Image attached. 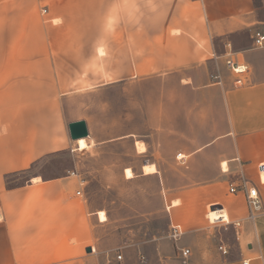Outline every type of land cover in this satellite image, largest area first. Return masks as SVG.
Returning <instances> with one entry per match:
<instances>
[{
    "label": "crops",
    "instance_id": "crops-1",
    "mask_svg": "<svg viewBox=\"0 0 264 264\" xmlns=\"http://www.w3.org/2000/svg\"><path fill=\"white\" fill-rule=\"evenodd\" d=\"M258 32L264 35V0L260 8L254 0H0V264L91 262L84 242L96 214L76 197L83 179L71 170L48 179L29 173L50 156L77 151L72 122L86 121L89 144L132 137L119 134L118 105L136 87L146 90L141 153L177 154L188 168L216 172L170 196L172 227L186 231L177 242H159L158 255L183 264L188 248L187 264H264V210L250 220L245 195L229 192L248 179L264 205ZM241 33L249 44L231 38ZM231 52L251 68L243 86L226 67ZM217 68L221 84L211 80ZM24 172L25 185L9 189L7 178ZM190 197L189 223L182 208ZM206 202L223 205L206 215L220 226L201 224ZM239 220L238 230L224 227Z\"/></svg>",
    "mask_w": 264,
    "mask_h": 264
},
{
    "label": "rangeland",
    "instance_id": "rangeland-1",
    "mask_svg": "<svg viewBox=\"0 0 264 264\" xmlns=\"http://www.w3.org/2000/svg\"><path fill=\"white\" fill-rule=\"evenodd\" d=\"M260 2L262 6V0ZM126 94L130 102H119L118 105L119 134H130L132 137L118 138L108 145L106 140L103 143H88L90 148L86 151H79L76 147L77 151L55 154L42 160L29 175L39 174L48 179L71 170L85 181L86 210L87 214H96V220L92 222L96 229L84 243L97 249V254L87 253L91 258L87 264H172L157 252L159 242L173 243L168 209L170 196L210 181L216 172L205 169V164H197L204 167L202 170L188 168L177 159V154L162 157L157 151L154 153L157 160L151 153L142 154L140 147L146 146V90L136 87ZM146 163H154L158 173L145 175L143 166ZM127 168L134 172L133 179L126 178ZM188 199L189 205L182 208V214H186L190 223L194 222L189 217L194 205L192 197ZM218 208L224 207L221 203H204L201 224L220 226L210 225L206 217L210 209ZM101 211L106 215L105 222L99 219ZM183 230L186 231L185 227ZM229 239L234 242L231 236ZM76 243L73 238L72 245ZM118 251L125 256L123 263L116 262Z\"/></svg>",
    "mask_w": 264,
    "mask_h": 264
},
{
    "label": "built area",
    "instance_id": "built-area-1",
    "mask_svg": "<svg viewBox=\"0 0 264 264\" xmlns=\"http://www.w3.org/2000/svg\"><path fill=\"white\" fill-rule=\"evenodd\" d=\"M46 12V11H44ZM255 46L256 48H264V35L258 32L256 34V39H255ZM226 67L228 70L234 75L236 78V84L238 86H243L248 82V78L250 77L251 74V68L248 64L239 62L236 58L233 57V53L231 52L228 54L226 60H225ZM211 80L214 83L221 84L222 83V74L219 68L215 70L213 74H211ZM181 155H179L180 157ZM76 172H71L68 171L69 176H74L76 175ZM81 189L77 191L76 197L80 199H84V190L83 188L85 187V181H81L80 185ZM229 192L232 195H237L238 193H243L245 195L246 203L248 206V218L252 221L256 219V217L263 212L264 210V205L262 201V197L260 195V192L258 188L248 179H243L239 184H231L229 188ZM233 226L235 230H238L242 226V222L236 221L232 222L229 224H224L225 228H228L229 226ZM183 230L180 226H173L172 227V239L174 241H179L181 237L183 236ZM93 249V248H92ZM122 249V248H121ZM220 251L224 254L227 255L229 254V251L226 247L221 246ZM94 254L96 252L92 251ZM191 255V250L188 248L182 249L181 250V259L183 261V264L188 263V259L190 258ZM143 258V257H142ZM125 260V256L118 251V255L116 257V262L118 263H123ZM145 260V258H143ZM245 264H248V261L245 262Z\"/></svg>",
    "mask_w": 264,
    "mask_h": 264
},
{
    "label": "bare ground",
    "instance_id": "bare-ground-1",
    "mask_svg": "<svg viewBox=\"0 0 264 264\" xmlns=\"http://www.w3.org/2000/svg\"><path fill=\"white\" fill-rule=\"evenodd\" d=\"M77 146H78V150L79 151H86V150H88L90 148L87 139L79 140L77 142ZM144 151H145V146L141 145L140 152H144ZM143 172H144L145 175H149V174H154L157 171H156V167L154 165H150L149 164V165L144 166ZM125 176H126L127 179H133L135 177L134 176V172L130 168L125 169ZM98 216H99V219H100L101 222H105L107 220L106 215H105V213L103 211L99 212ZM93 249L95 251V248H93Z\"/></svg>",
    "mask_w": 264,
    "mask_h": 264
},
{
    "label": "trees",
    "instance_id": "trees-1",
    "mask_svg": "<svg viewBox=\"0 0 264 264\" xmlns=\"http://www.w3.org/2000/svg\"><path fill=\"white\" fill-rule=\"evenodd\" d=\"M254 4H255L256 8L261 7L260 0H254ZM236 37L239 38L240 45H247L250 43V41L248 40V34L247 33H241L239 35L231 36L232 39H234ZM20 175H21V179L19 177H16L15 179H11L9 177L7 178V184H8L9 189L24 186L25 183L29 180V178L27 177L25 172L20 174ZM52 178H54V177H52ZM43 179H46V178H43Z\"/></svg>",
    "mask_w": 264,
    "mask_h": 264
},
{
    "label": "water",
    "instance_id": "water-1",
    "mask_svg": "<svg viewBox=\"0 0 264 264\" xmlns=\"http://www.w3.org/2000/svg\"><path fill=\"white\" fill-rule=\"evenodd\" d=\"M69 132L71 139L78 142L81 139H88L90 132L86 121H76L69 124ZM264 168V167H263ZM91 247L87 248V253H92Z\"/></svg>",
    "mask_w": 264,
    "mask_h": 264
}]
</instances>
